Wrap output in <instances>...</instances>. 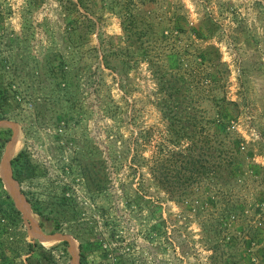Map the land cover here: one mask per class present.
I'll return each instance as SVG.
<instances>
[{
	"label": "rangeland",
	"instance_id": "obj_1",
	"mask_svg": "<svg viewBox=\"0 0 264 264\" xmlns=\"http://www.w3.org/2000/svg\"><path fill=\"white\" fill-rule=\"evenodd\" d=\"M167 1L183 5L192 26L202 30L206 17L218 26L215 37L198 42L219 48L229 69L225 94L238 104L234 126L252 149L254 162L264 166V0ZM60 4L0 0V59L23 60L21 75L5 82H11L18 106L8 116L19 132L11 159L24 152L34 169L19 184L29 216L44 232L58 224V231L75 242L80 264H115L121 255L138 264H206L209 252L200 243L198 221L170 200L150 174L159 152L174 147L167 140L166 121L157 107L160 94L148 66L140 62L120 75L87 53V63L75 67L74 107L54 94L42 65L53 50L67 55ZM100 14L85 49L122 34L115 14L108 9ZM30 70L33 79L24 75ZM1 130L7 142L0 147V160L12 136L8 128ZM22 162H14L11 170ZM88 172L96 174L100 189L88 184ZM0 179L2 206L9 190ZM15 229L0 224L1 264L9 259L21 264L5 247V239H16ZM17 231L24 232L26 241L38 242L23 221Z\"/></svg>",
	"mask_w": 264,
	"mask_h": 264
},
{
	"label": "trees",
	"instance_id": "obj_2",
	"mask_svg": "<svg viewBox=\"0 0 264 264\" xmlns=\"http://www.w3.org/2000/svg\"><path fill=\"white\" fill-rule=\"evenodd\" d=\"M60 6L67 55L53 50L42 65L54 94L74 107L75 67L87 63L84 54H94L104 68L120 75L144 62L156 81L157 107L174 147L159 152L149 168L156 186L198 221L200 243L209 252L206 264H264V166L254 162L252 149L234 126L238 104L225 94L229 69L219 48L198 42L215 37L218 26L207 17L202 30L190 25L183 5L167 0H61ZM106 9L120 20L121 36L85 49ZM18 60L0 59V119L18 107L11 82H5L21 75L23 60ZM24 75L33 79L35 71ZM6 142L0 138V147ZM21 159L22 166L12 170L19 184L34 171L24 152L10 163ZM86 178L96 189L102 187L95 173ZM4 198L0 224L12 231L22 224L21 213L7 192ZM16 229V239H5V247L21 264H69L66 242L45 248L26 241ZM58 230L54 225L52 231ZM115 264L138 263L121 255Z\"/></svg>",
	"mask_w": 264,
	"mask_h": 264
},
{
	"label": "water",
	"instance_id": "obj_3",
	"mask_svg": "<svg viewBox=\"0 0 264 264\" xmlns=\"http://www.w3.org/2000/svg\"><path fill=\"white\" fill-rule=\"evenodd\" d=\"M1 128L10 129L12 131V136L8 141L5 152L0 160V175L3 182L8 187L9 195L11 196L15 207L21 213V219L26 226L28 235L41 244L66 242L67 251L70 257L69 264H80L79 252L76 249L75 242L70 238V236L61 231L44 232L39 223L33 221L29 216L27 201L20 191L19 183L13 178L10 163L12 158L11 148L14 146L19 133L18 126L16 122L11 120L0 119V129Z\"/></svg>",
	"mask_w": 264,
	"mask_h": 264
},
{
	"label": "bare ground",
	"instance_id": "obj_4",
	"mask_svg": "<svg viewBox=\"0 0 264 264\" xmlns=\"http://www.w3.org/2000/svg\"><path fill=\"white\" fill-rule=\"evenodd\" d=\"M46 244H48V243H46Z\"/></svg>",
	"mask_w": 264,
	"mask_h": 264
}]
</instances>
